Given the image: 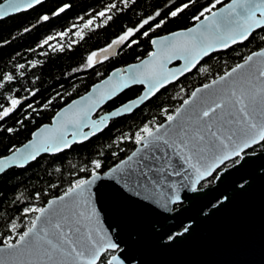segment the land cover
I'll use <instances>...</instances> for the list:
<instances>
[{
  "label": "trees",
  "instance_id": "1",
  "mask_svg": "<svg viewBox=\"0 0 264 264\" xmlns=\"http://www.w3.org/2000/svg\"><path fill=\"white\" fill-rule=\"evenodd\" d=\"M228 1L222 0L216 8ZM213 2L128 0L125 7L124 0H45L28 12L0 20V82L4 84L0 88V111L8 105L9 98H24L17 110L0 123V157L24 144L32 132L49 123L60 108L86 93L109 72L149 55L152 38L192 26L196 22L193 17ZM113 4L116 7L109 11ZM184 4L189 6L175 17L170 15ZM64 5L68 7L60 12ZM102 11L105 15H98ZM43 16L48 19L42 20ZM149 17L153 19L143 24ZM89 20L95 24L77 35L78 29ZM157 24L160 26L156 27ZM129 29H133V35L116 45L115 57L88 66L92 53L107 49ZM263 47L264 28L254 32L243 44L211 54L191 73L161 90L131 115L112 120L90 140L57 155H43L23 169L13 168L2 174L0 246L9 237L15 242L17 233L30 226L37 212H25V209L42 208L49 199L86 180L93 171L99 174L107 171L134 150L136 134L145 124L154 129L172 115L195 88L222 76ZM5 74L13 79L4 81ZM140 91V87L126 90L107 103L102 112L137 97ZM263 147L264 143L252 150ZM94 161L100 162L99 169L94 168ZM13 222L18 226L15 231L11 229Z\"/></svg>",
  "mask_w": 264,
  "mask_h": 264
},
{
  "label": "snow or ice",
  "instance_id": "2",
  "mask_svg": "<svg viewBox=\"0 0 264 264\" xmlns=\"http://www.w3.org/2000/svg\"><path fill=\"white\" fill-rule=\"evenodd\" d=\"M127 2L128 0H124L125 7ZM40 3L41 0H25L24 3L20 0H4V3H0V19ZM221 3L222 0H214L209 7L193 17L199 23L185 32L173 34L172 42H168L166 37L163 38L160 42L163 59H156L155 53L150 54L154 57L151 61H142L137 71L118 82L108 96L101 97V100L109 98L129 84L145 85L146 92L143 95L112 112V117L131 111L147 100L165 84L176 79L177 72L183 74L191 71L210 51L228 48L230 44L248 39L255 29L264 28V0H231L229 4L213 11L216 5ZM188 6L184 4L170 15L175 17ZM66 7L68 5H64L59 11L63 12ZM115 7L113 4L108 10ZM205 13L210 15L206 16ZM98 15L104 16L105 12L102 11ZM41 19L47 20L48 16ZM108 19H111V16ZM151 19L153 17L144 20L143 24H148ZM91 23L89 20L85 27ZM132 35L133 29H129L103 51L107 52L114 45L122 44ZM144 35L147 36L148 33L145 32ZM152 43L155 45L157 41L153 40ZM96 55L92 53L88 57L89 67L96 62L93 59ZM173 58L182 59L183 67L175 71L166 69L165 61H171ZM254 58H264V50L248 55L243 63L237 64L210 84L203 85V88L193 91L191 98L184 100V105L176 110L175 115L167 116V127L161 124L153 130L145 124L136 134V143L142 145L145 150L155 148L159 151L162 146L174 150L180 160L192 169V176L185 173L184 179L189 180L193 192L198 190L200 181L210 176L219 165L233 157H240L244 149L252 144L264 141V59ZM19 67L22 68L23 65ZM12 79L13 77L7 74L3 77L4 81ZM3 87V82H0V88ZM204 90L209 91L205 95H199ZM9 99L11 107H4L3 111H0V119L7 117L20 103L17 99ZM91 107H95V103ZM83 116L87 117V111ZM106 119L102 117L99 123L92 122V127L99 129ZM75 127L78 129L79 123ZM65 134L58 131L44 137L38 144L31 145V152L20 153L17 149L11 157L0 159V173L9 166L22 167L24 161L35 159L41 151L59 152L69 147ZM77 134V131H73L74 139ZM91 134L94 133H80L84 139ZM28 147L29 145L25 146ZM139 151L140 149L133 152L128 160L136 157ZM144 160L146 157H141V161ZM93 164L95 169L101 167L99 161H94ZM167 165L171 167L170 161ZM142 166L147 169L143 172V175L147 176L152 169L146 163ZM122 171L118 165L112 173ZM172 174L180 176L181 170H175ZM92 176V180H80L71 185L62 196L49 201L46 208L25 209V212H37L39 215L31 219L27 230L17 233L18 239L15 242L9 237L0 246V264H122L117 255L108 257V253L117 250L119 245L95 226L97 212L92 204L90 185L99 177L95 171ZM172 193L163 201L165 207L180 200L175 187L172 188ZM17 227L13 222L11 229L15 231Z\"/></svg>",
  "mask_w": 264,
  "mask_h": 264
},
{
  "label": "water",
  "instance_id": "3",
  "mask_svg": "<svg viewBox=\"0 0 264 264\" xmlns=\"http://www.w3.org/2000/svg\"><path fill=\"white\" fill-rule=\"evenodd\" d=\"M44 1L41 0L40 4ZM20 2L24 3L25 0H20ZM230 2L231 0L224 5ZM0 3H4V0ZM40 4H34L31 8L22 9L20 12L12 13L0 20L28 12ZM208 15L210 13L206 16ZM198 23L196 21L189 28H193ZM187 29L152 38L150 41L152 49L150 54L155 53L156 59H163L164 53L160 50V42L163 38L166 37L168 42H172L174 39L173 34L185 32ZM260 29L262 28L255 29L249 37ZM153 40H156L157 44L154 45L152 43ZM247 40L230 44L228 48H216L210 51L207 56H203L200 59L197 66L211 54L224 52L235 45L243 44ZM261 50H264V47L255 52ZM116 53V45L108 49L107 52L99 51L94 57V61H96L94 64L97 65L100 61L105 60V56H107L106 59L115 57ZM150 54L135 63L109 72L105 78L93 84L86 93L60 108L53 115L50 122L33 131L29 140L24 144L7 155L0 157V159L11 157L17 149L20 150V153L31 152L33 150L31 145L38 144L44 137L56 134L58 131L66 133L65 139L69 141V147L63 148L59 152L41 151L35 159L24 161L22 167L9 166L3 173H0V176L13 168L23 169L43 155H57L70 149L73 145L82 144L90 140L100 134L112 120L131 115L161 90L174 84L197 67L183 74L177 72L176 79L165 84L154 95L149 96L147 100L139 103L131 111L122 112L120 115L112 117V112L121 109L124 105L137 100L143 95L146 92L145 85L129 84L128 87L120 88L115 95H111L109 98L101 100V97L108 96L118 82L137 71L142 61H151L154 57ZM258 59L264 58H254V60ZM243 62L244 60L239 64ZM183 64L184 61L182 59L173 58L171 61H165V68L175 71L182 68ZM132 87L141 88L137 97L110 111L102 112L107 103ZM199 88H203V85L193 91ZM208 91L204 90L199 95H205ZM191 94L187 99L191 98ZM12 99H17L20 103L7 117L0 119V123L11 116L24 102V98ZM93 103H95V107H91ZM183 105L184 102L177 109H181ZM6 107H11L10 101ZM90 107L91 110L88 111ZM176 110L172 115L176 114ZM86 111L87 117L85 118L83 114ZM102 117L107 118L105 123L100 125L99 129L93 128L92 122L99 123ZM184 118H187V114H185ZM77 123H79L78 129L75 127ZM161 124L167 127V119ZM73 131L78 132L75 139L72 135ZM80 133L94 134L88 135L87 139H84ZM260 143L262 141L252 144L244 149L243 152ZM26 145H29V147L25 148ZM138 149L140 151L137 156L129 161L128 158ZM141 157H146V160L141 161ZM168 161H170L171 167L167 165ZM122 162L127 163L123 164ZM144 163L152 169L147 176L143 175V172L147 171L142 166ZM118 165L123 171L113 174L112 170ZM162 168L164 169L163 171L160 170ZM175 170H181V175L172 174ZM185 173L188 176H192V169L180 160L173 149L162 146L159 151H156L155 148L145 150L142 145L137 143L134 150L123 160L102 174L96 173L99 178L90 185L92 204L97 212V223L95 226L110 236L119 247H122L116 254L120 261L134 258L136 264H264V152L241 156L236 165L220 172L213 187L196 192L191 191L189 180L184 179ZM207 177L209 176L204 179ZM92 179L93 176L91 175L86 180ZM241 181L246 182L243 186L236 187V183ZM173 187L177 189L180 197L178 202L183 200L186 201L187 205L170 214L172 204L165 207L163 201L173 194ZM221 195H224V199L213 206ZM58 197L49 199L42 208L48 207L49 201L56 200ZM206 209L208 211L204 212ZM36 215H39V213H36ZM170 219L188 222L187 230L175 236L168 243H155L153 240L156 237H160V231L156 230L155 227L165 228L168 226Z\"/></svg>",
  "mask_w": 264,
  "mask_h": 264
},
{
  "label": "flooded vegetation",
  "instance_id": "4",
  "mask_svg": "<svg viewBox=\"0 0 264 264\" xmlns=\"http://www.w3.org/2000/svg\"><path fill=\"white\" fill-rule=\"evenodd\" d=\"M262 143H264V141H262ZM262 143H260L259 145H261ZM259 145H257V146H259ZM254 147H256V146H254ZM253 148L248 149L247 151L243 152L241 156L264 152V147L261 148L260 150H252ZM240 157H234L233 159L225 162L223 165L218 167L209 177L202 180L198 184V186H197L198 190L197 191L213 187L215 185V181H216L218 175L220 174V172L236 165L237 164L236 161H239ZM245 182L246 181L237 182L236 187L243 186ZM223 199H224V195H221L214 202L213 206H215L216 204L221 202ZM186 205H187L186 201H183V200L181 202H176V203L172 204L171 209H170V214H173L174 212L178 211L179 209H181L182 207H184ZM206 211H208V209H206L204 212H206ZM155 228H156V230L160 231V237H156L153 241H155V243H168V242L172 241V239L175 236L182 234L185 231V229L188 228V222H185L183 220L176 221L174 219L173 220L170 219L168 226H166L165 228L160 229L157 226ZM169 237H172V239H169ZM121 249H122V247H119L117 250H115L113 252H109L108 257H110L111 255H116ZM122 264H136V260L133 258L131 260L122 261Z\"/></svg>",
  "mask_w": 264,
  "mask_h": 264
},
{
  "label": "rangeland",
  "instance_id": "5",
  "mask_svg": "<svg viewBox=\"0 0 264 264\" xmlns=\"http://www.w3.org/2000/svg\"><path fill=\"white\" fill-rule=\"evenodd\" d=\"M94 21H92V23L90 24V25H88V27H85V24L84 25H82L79 29H78V31H77V33H79V34H81V32L83 31V30H86V29H89V28H91L92 26H93V24H95V23H93Z\"/></svg>",
  "mask_w": 264,
  "mask_h": 264
}]
</instances>
